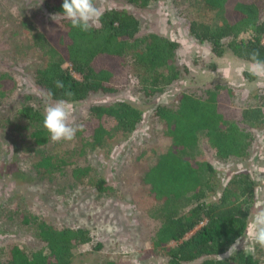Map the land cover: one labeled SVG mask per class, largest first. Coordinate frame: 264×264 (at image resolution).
<instances>
[{
    "label": "trees",
    "instance_id": "16d2710c",
    "mask_svg": "<svg viewBox=\"0 0 264 264\" xmlns=\"http://www.w3.org/2000/svg\"><path fill=\"white\" fill-rule=\"evenodd\" d=\"M123 1L132 8L145 9L156 0ZM201 1L214 11V20L212 24L186 21L190 38L207 44L215 58L228 52L248 63V54L258 49L264 59V0ZM42 2L48 14H62L63 0ZM179 14L183 15L181 10ZM58 23L60 29L54 33L34 29L27 33L31 46L44 60L34 71L33 83L49 101L76 103L90 95H114L132 86L134 78L135 91L147 102L189 75L187 67L178 63L179 44L154 32L141 33L139 19L123 7L102 11L99 22L87 32L73 28L62 16ZM241 76L246 82L255 79L248 72ZM56 80L64 82V89L55 87ZM4 81H12L13 88L6 89ZM14 88L12 77L1 74L0 97ZM65 91L72 95L65 96ZM233 98L230 85L208 83L179 91L173 104H159L151 112L169 146L145 170L141 182L156 205L150 248L164 254V264H258L253 254L241 250L230 259L219 258L247 227L254 182L247 173H236L222 185L220 174L208 161L194 158L198 133L203 134L205 149L222 164L241 162L249 156L255 131L264 128V93L241 108L234 106ZM43 113L40 102L17 110L29 129V141L39 148L51 141L42 126ZM141 121L142 112L123 100L93 104L86 118L76 123L84 125V131L76 133L79 150L100 149L110 136V128L127 135ZM35 166L47 172L60 170L50 155L39 158ZM84 172L71 170L73 177ZM105 186L102 180L94 183L98 192L105 191ZM22 222L34 227L30 250L25 252L16 244L8 250L0 248V264H72L73 252L92 242L85 228L55 227L25 215ZM255 248L259 246L255 244Z\"/></svg>",
    "mask_w": 264,
    "mask_h": 264
},
{
    "label": "rangeland",
    "instance_id": "374dc122",
    "mask_svg": "<svg viewBox=\"0 0 264 264\" xmlns=\"http://www.w3.org/2000/svg\"><path fill=\"white\" fill-rule=\"evenodd\" d=\"M95 3L100 13L123 7L139 19L141 33L154 32L177 42L178 63L187 67L189 75L147 102L135 91L133 78L132 86L117 94L90 95L84 101L69 103L75 123L86 118L88 107L96 103L123 100L142 112V121L134 132L122 135L110 128V136L100 149L80 151L77 136L71 142L50 141L44 148L35 147L17 110L37 102L45 109L46 103L53 101L33 83L34 71L44 60L31 46L27 33L29 29L52 33L49 29L58 30L60 25L58 17L54 21L53 14L44 10L42 0H0V75L11 76L15 83L14 90L0 97V248L8 250L16 244L25 252L30 250L35 231L32 225L22 222L25 215L55 227L88 230L92 242L73 252L72 264H164V254L150 248L156 205L141 182L145 170L169 146L162 126L151 118L153 108L173 104L181 90L214 82L230 85L233 104L241 108L262 95L264 88L256 86V78L243 80L241 73L248 72V63L228 52L215 58L207 44H199L187 35L188 20L213 23L214 11L201 0H156L145 9L132 8L123 0ZM127 71L132 70L128 67ZM3 85L13 88L12 81H4ZM203 141V134L198 133L194 158L208 161L220 174L222 185L236 173H247L254 182V201L241 236L247 243L240 250L264 264V248L257 250L248 232L251 216L264 208V183L257 182V177H264V128L255 131L250 154L241 162L220 163L205 149ZM44 155H50L60 170L36 169V162ZM72 169H85V175L73 177ZM97 180L106 183L105 191H96ZM96 244L97 249L93 248Z\"/></svg>",
    "mask_w": 264,
    "mask_h": 264
},
{
    "label": "clouds",
    "instance_id": "9594fccd",
    "mask_svg": "<svg viewBox=\"0 0 264 264\" xmlns=\"http://www.w3.org/2000/svg\"><path fill=\"white\" fill-rule=\"evenodd\" d=\"M62 14H55L52 19L61 17L68 20L73 28L87 32L99 22L100 10L96 6L95 0H63ZM54 29H49V32L54 33ZM264 45V41H262ZM247 70L250 75L256 78V86L264 88V59L260 58L258 49L252 50L249 54ZM239 71V69H237ZM55 87L64 89V82L56 80ZM65 96L70 97L71 91H65ZM50 98L52 93L47 94ZM43 128L48 132L51 142H71L75 139L78 131H84V125L76 124L72 118L71 105L64 99L55 100L54 102L46 103L43 120ZM258 183H264V177H257ZM248 232L251 240L261 248H264V208L258 209L251 216L248 225ZM247 241L241 237H237L228 249L219 255L221 260L230 259L241 248L246 245Z\"/></svg>",
    "mask_w": 264,
    "mask_h": 264
},
{
    "label": "crops",
    "instance_id": "0c3cea01",
    "mask_svg": "<svg viewBox=\"0 0 264 264\" xmlns=\"http://www.w3.org/2000/svg\"><path fill=\"white\" fill-rule=\"evenodd\" d=\"M84 245H87V244H84Z\"/></svg>",
    "mask_w": 264,
    "mask_h": 264
}]
</instances>
